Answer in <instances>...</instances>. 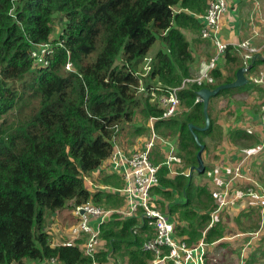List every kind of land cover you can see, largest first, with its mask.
Wrapping results in <instances>:
<instances>
[{"label": "trees", "instance_id": "obj_1", "mask_svg": "<svg viewBox=\"0 0 264 264\" xmlns=\"http://www.w3.org/2000/svg\"><path fill=\"white\" fill-rule=\"evenodd\" d=\"M208 5L209 0H0V264L52 258L61 264H151L153 254L143 250L150 233L145 218L113 215L102 226L103 246L94 258L81 247L83 241L62 245L79 222L72 212L76 206H125L122 196L99 186H124L123 180L117 187L109 185L113 174H101L111 171L109 161L124 127L138 118L142 127L130 137L151 135L150 119H159L155 132L175 140L184 171H192L190 177L170 176L161 166L154 189L158 208L178 223L176 234L190 245L232 234L220 217L212 224L218 205L207 185L195 180L205 173L197 170L200 146L190 124H206L203 102L196 103L203 88L192 84L182 89L179 114L161 119L162 89L180 87L200 70L198 50L187 32L200 36ZM56 22L62 31L51 40ZM157 41L162 47L150 56ZM48 43L54 46L50 65L35 67L32 50ZM225 57L227 72H213L211 89L234 82L244 67L234 47ZM69 63L71 70L66 69ZM261 63L264 59H257L247 75ZM214 131L211 119L208 130L195 133L205 145L203 137ZM242 131L231 133L234 143L244 138ZM165 157L156 145L154 163L161 165ZM66 209L74 224L54 243L48 223ZM256 212L259 230L264 213Z\"/></svg>", "mask_w": 264, "mask_h": 264}, {"label": "built area", "instance_id": "obj_2", "mask_svg": "<svg viewBox=\"0 0 264 264\" xmlns=\"http://www.w3.org/2000/svg\"><path fill=\"white\" fill-rule=\"evenodd\" d=\"M228 10L227 0H209L208 9L203 16L201 36L212 41L215 54L210 60L201 64L196 76L185 79L180 87L162 89L163 95L160 97V104L163 116L161 119H169L179 114L182 105L179 92L182 89L188 88L192 84H197L203 89L211 88L216 84L213 72L219 69L220 62L226 58L227 50L230 47L229 42L222 40L219 36L221 21ZM236 48L241 53L244 67H248L259 53V49L253 44L251 38L240 41ZM53 51L54 46L49 43L35 46L31 52L34 66L48 67L50 65L49 57ZM71 67L72 65L69 63L66 69L71 70ZM251 81L264 89V72L253 76ZM200 102L202 100L198 96L196 103ZM262 109L264 111V105ZM157 120L159 119H150L151 138L146 140L141 148H135L129 153L118 147L114 151L109 162L115 173L121 174L124 186L118 189L99 186V189L115 192L122 196L125 206L120 209H104L91 203L76 206L73 213L79 222L77 226L70 228L71 239L64 241L62 245L80 246V241H83L85 244L81 247L85 249L88 256L94 258L103 246L101 240L103 224L117 214L121 219L145 218L150 233L145 236L143 250L153 254L154 260L151 264H207V243L201 240L195 245H190L178 236L176 234L177 221L160 210L154 199V189L160 183L159 170L161 166L170 170V176L183 174L190 177L192 175L191 170H182L184 162L179 155L178 144L173 141L177 145L175 146L172 141L161 138L155 132L153 124ZM261 122L264 123V115L261 116ZM252 130V127L247 128V133L253 134ZM156 145L162 146L166 156L161 165L155 164L152 159V150ZM262 151H264V139L256 150V152ZM247 156H245V160L248 159ZM243 159H240L233 169L216 166L205 171L206 179L215 180L217 185V190L212 193L218 205L217 212L234 207L241 202L259 208L264 213V189L256 180L246 174V164ZM223 173L231 174L225 176ZM223 176L226 178L225 180L222 179ZM236 181H247L250 183V187L238 188ZM90 183L92 184V182ZM239 186L242 187L240 183ZM47 262L48 264H61L56 258ZM93 264L98 263L94 262Z\"/></svg>", "mask_w": 264, "mask_h": 264}, {"label": "crops", "instance_id": "obj_3", "mask_svg": "<svg viewBox=\"0 0 264 264\" xmlns=\"http://www.w3.org/2000/svg\"><path fill=\"white\" fill-rule=\"evenodd\" d=\"M227 1L229 4V10L225 14L224 19L221 21L219 36L229 42L230 47H234L240 56L241 53L236 48L237 44L240 41L251 38L253 44L259 49V53L257 54L258 57L264 59V0ZM187 39L189 42H192L198 50L197 58L198 60L201 59L200 65L214 56L215 47L209 40H203L201 35H193L188 32ZM150 55H155V53H151L150 51ZM226 63L225 58L219 65V67H222L225 72H227ZM262 72H264V63L259 64L253 73L247 75L249 82L253 76L259 75ZM247 85H249L247 89H240V91L242 93L246 92L250 94L252 99L249 105L247 104L244 107V113L247 115L245 117L247 122L245 123L243 129H246V131H242L244 138H241L240 140L250 142L249 147H246V155H250V159L248 158L249 161L245 166L246 174L250 175L248 174V169L252 167L254 177L256 179L254 177L251 178L256 180L260 184L261 188L264 189V151L256 152L261 141L264 139V123L261 122V116L264 115V111L262 109L264 105V89L263 87L254 84L252 81ZM242 88L246 87L244 86ZM216 98H213L210 101L211 103L209 106L211 119L214 123V128L216 129L214 131V136L213 133H211V136L203 137L206 149L203 153V160L208 169H212L216 166L233 169L239 161L238 155H233V151H237V149H239V147H237L239 143H234V140L230 138L231 133H229L227 128L228 126H234L233 124L237 125L241 121L238 117H233L231 115L218 116V113L213 114L212 105ZM233 118H235V120H233ZM249 127H252L253 134L247 133V128ZM216 130H218V132H216ZM128 135L130 136V133ZM135 137L136 136L134 135L133 140H135ZM145 139H147L146 135L140 136L139 140L141 145ZM118 147L128 153L133 150V147H121L119 140ZM156 149H159V147ZM230 151H232V153L229 154ZM229 155H233L231 158L233 162L228 159L224 162L226 157L228 158ZM219 158L220 160H223L220 161V164H218ZM104 174L112 175L116 173L111 168V171H103L102 175L104 176ZM201 179L203 181V177H201ZM222 179L225 180L226 178L223 176ZM239 183L242 187L239 186ZM236 184V187L238 188L250 187V183L247 181H236ZM109 185L115 186L116 184L113 181ZM206 188L211 194L217 190L216 186H207ZM217 209L212 214V222H215L216 219L220 217L224 225L232 231V234L217 241L207 243V264H264V227L259 230L256 228H249L245 231L240 230L239 227L234 228V225H236V219L239 218H248L255 221L253 217L256 215L257 220H259L260 216L256 212V207L249 206L248 204H242L240 202L236 206L223 209L220 212H217ZM230 215L235 216L233 221H230L229 219L228 221L226 220ZM262 218L264 219V215ZM38 263L45 264V262Z\"/></svg>", "mask_w": 264, "mask_h": 264}, {"label": "rangeland", "instance_id": "obj_4", "mask_svg": "<svg viewBox=\"0 0 264 264\" xmlns=\"http://www.w3.org/2000/svg\"><path fill=\"white\" fill-rule=\"evenodd\" d=\"M61 31H62V24L61 23L59 24V22H56L55 23V32L52 35L51 40L58 39ZM160 47H161V44L159 41H157L154 44V46L152 47L151 53H157L159 51ZM199 65L197 66V69H199ZM236 66L237 65L232 66V68H231L232 70L230 71L231 74H232V71H235ZM219 69H222V67H219ZM221 96L217 97L213 102V105H212L213 114L218 113V116H227V115L230 116L231 115L233 117H238L240 119L241 122L239 124H237V125L233 124L234 126H228L227 130L229 131V133H235L238 130H245L246 131V129H243L245 126V123L247 122V120L245 119V117L247 115L244 113V107L247 104L249 105V103L252 99V96L246 92L242 93L240 90L231 91L229 93L222 94ZM233 120H235V118H233ZM141 127H142V119L141 118L136 119L133 123H131L130 126L124 127L125 130L118 137V140L120 142V146L123 148L133 147V149L141 147L143 144L141 145V143H140L139 134H138V136L135 137V140H133V138L128 135L130 132H135V131L139 132V128H141ZM216 132H218V130H216ZM146 138L150 139L151 135H149V134L146 135ZM172 141H175V140H172ZM237 143H239V145L237 146V147H239V149H237V151H233L234 152L233 155H238V160L244 158L243 161L245 162V164H247L249 159H250V155L247 156L249 159L245 160V156L247 154V152H246L247 148L246 147H249L250 142L237 139ZM173 144L175 146H177L176 143H173ZM230 146H232V145H230ZM240 148H242V149H240ZM230 153H232V151H230L229 154ZM233 155H229L228 158L226 157V160H224V162H226L227 159L231 160ZM220 161H223V160H220V158H219L218 164H220ZM231 162H233V161L231 160ZM182 170H186L185 166L183 167ZM98 174H100V171ZM230 174H224V175L227 176ZM248 174H250L249 175L250 177H254V172L252 170V167L248 169ZM122 180H123V178H122L121 174H118V173L113 174V181L116 184L113 187H117L118 186L117 183L122 182ZM195 180H196V183H200L202 185H204L203 184V182H204L209 187H215V186L217 187L215 180L206 179L205 176L203 177V181L201 178H198ZM104 185L105 184H102L101 186H104ZM90 189H92V191L97 190L96 188H90ZM207 191L210 192L208 189H207ZM72 212H73V210H72ZM69 214H70V210L66 209L60 215H57V214L54 215L53 218L49 221L48 228H51L50 231H51L52 241L54 243H58L60 240H62L64 233L72 226V224H74L72 218L69 217ZM221 215H223V214H221ZM177 218H178V216H177ZM253 218L255 220H257L256 215H254ZM228 219L230 221H233L235 219V216L230 215L226 220L228 221ZM255 223H256L255 221L248 219V218H242V219L239 218V219H236V225H234V228L239 227L240 230L245 231L246 229L248 230L249 228H255ZM25 264H39V263L30 261V260H25ZM45 264H48V262H46Z\"/></svg>", "mask_w": 264, "mask_h": 264}, {"label": "water", "instance_id": "obj_5", "mask_svg": "<svg viewBox=\"0 0 264 264\" xmlns=\"http://www.w3.org/2000/svg\"><path fill=\"white\" fill-rule=\"evenodd\" d=\"M257 59H261V58H259L257 55L253 58L252 63L248 67L240 68L237 72V77H236V80L234 82L228 83V84H222V85L216 87L215 89L204 88L198 92V96L200 97V99L203 102L204 115L206 118V124L204 127L199 128V127L195 126L194 124H190V130L194 134L195 139L200 146V150H199L198 155H197L198 161H199V166L197 168L198 172L205 173V171H206V167H205L204 160H203V153L205 150V145L200 143L199 138L196 135L195 131H206L210 128V125H211V119L209 116L210 101L213 98H216L217 96H219L224 91L239 89V88L246 86L249 83V79L247 78V74L252 69V67H253V65Z\"/></svg>", "mask_w": 264, "mask_h": 264}, {"label": "clouds", "instance_id": "obj_6", "mask_svg": "<svg viewBox=\"0 0 264 264\" xmlns=\"http://www.w3.org/2000/svg\"><path fill=\"white\" fill-rule=\"evenodd\" d=\"M243 63H244V62H243ZM251 63H252V62H251ZM251 63H250V64H251Z\"/></svg>", "mask_w": 264, "mask_h": 264}]
</instances>
